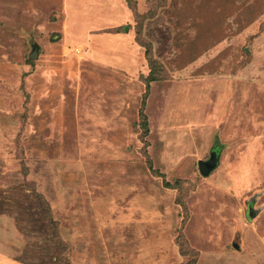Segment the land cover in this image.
<instances>
[{
    "label": "rangeland",
    "instance_id": "obj_1",
    "mask_svg": "<svg viewBox=\"0 0 264 264\" xmlns=\"http://www.w3.org/2000/svg\"><path fill=\"white\" fill-rule=\"evenodd\" d=\"M131 1L0 0V264H264V0Z\"/></svg>",
    "mask_w": 264,
    "mask_h": 264
},
{
    "label": "crops",
    "instance_id": "obj_2",
    "mask_svg": "<svg viewBox=\"0 0 264 264\" xmlns=\"http://www.w3.org/2000/svg\"><path fill=\"white\" fill-rule=\"evenodd\" d=\"M64 5H63V15H64V26H65V32L66 35H68L67 37H72V40H77L79 42H86L87 44H92L94 45V51L96 54H98V56H103V59L106 62V58H109V56H111V62L113 63V61H116L117 59H112L114 56H123L125 54H127V57L132 56L134 54H136L137 52V47L136 44L133 43V38L132 36L129 34V31H122V32H118L115 35H101L100 37H96L94 38V36L90 35V31L91 30H100V31H106L108 29H116V28H120V27H124V26H128L127 22H129V11L128 8L126 7V5H124V3L122 2V0H117L114 1L112 4L108 5L109 9H108V14L107 16L112 17L114 15H117V17L120 19L119 25L118 26H113L110 24L104 25V26H98L96 23H99L98 21L100 20H105L101 10L102 8L106 5L104 3L103 0H92L91 1V6H89L88 3L84 2V0H75L76 3H70L72 2V0H62ZM95 2V3H94ZM111 3V2H110ZM73 4V5H71ZM80 4V7L78 8L76 5ZM88 5V6H87ZM94 8V11H89V9H85V8ZM96 13L94 15H92V12ZM70 15V16H69ZM106 17V16H105ZM94 19L93 20V24L92 27L91 26H87L85 28V24H87L89 22V19ZM106 22H108V20H106ZM79 26V27H78ZM107 26H111V27H107ZM78 27V28H77ZM107 27V28H105ZM77 31V33H82V35L80 34H76V36L74 35V32ZM76 33V32H75ZM125 40L124 46L120 47L119 43L117 41H123ZM106 43L110 48L109 51L105 52V50L102 48V44ZM113 43V44H112ZM112 46H114L115 49L111 48ZM116 46L120 47V50H122V53H120V51L116 48ZM109 52V53H108ZM110 53H112V55H110ZM130 58V57H129ZM131 60V59H130ZM259 213L256 212V215H258Z\"/></svg>",
    "mask_w": 264,
    "mask_h": 264
},
{
    "label": "trees",
    "instance_id": "obj_3",
    "mask_svg": "<svg viewBox=\"0 0 264 264\" xmlns=\"http://www.w3.org/2000/svg\"><path fill=\"white\" fill-rule=\"evenodd\" d=\"M238 0H222L221 2H223V4H232V5H234V4H236L235 2H237ZM244 1V3H248L250 0H243ZM128 5H129V7L131 6V7H133V5H134V3L131 1V0H128ZM131 28L128 26V27H124V28H118V29H116V33H118V32H122V31H124V32H126V31H129ZM149 52L147 51V53L146 54H148ZM148 60H150V63H151V66H152V69H151V74H150V77H149V80H148V88H149V84L151 83V82H156V81H158L159 80V78L158 77H156L155 76V72H156V67L154 66L153 67V64H154V62L151 60V58L148 56ZM143 129H144V132H145V135H147L148 134V132H149V127H148V119H147V117L144 115V117H143ZM39 201L41 202V205L43 204V212L45 213L43 216L44 217H47V218H49V216H48V212L46 211V204L44 205V203L40 200V198H39Z\"/></svg>",
    "mask_w": 264,
    "mask_h": 264
},
{
    "label": "water",
    "instance_id": "obj_4",
    "mask_svg": "<svg viewBox=\"0 0 264 264\" xmlns=\"http://www.w3.org/2000/svg\"><path fill=\"white\" fill-rule=\"evenodd\" d=\"M37 49L35 50V52ZM36 53H33L31 55L32 59H35ZM219 164V154L217 152H212L211 157L209 161H200L199 163V169L200 173L204 177L210 176V174L216 170ZM258 215H256V212L253 211V209H249L248 217L250 220L255 219ZM235 249L240 250V246L238 244H234Z\"/></svg>",
    "mask_w": 264,
    "mask_h": 264
}]
</instances>
